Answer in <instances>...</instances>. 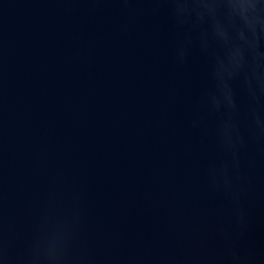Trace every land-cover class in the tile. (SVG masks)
Masks as SVG:
<instances>
[{
	"label": "water",
	"instance_id": "obj_1",
	"mask_svg": "<svg viewBox=\"0 0 264 264\" xmlns=\"http://www.w3.org/2000/svg\"><path fill=\"white\" fill-rule=\"evenodd\" d=\"M0 264H264V0H0Z\"/></svg>",
	"mask_w": 264,
	"mask_h": 264
}]
</instances>
